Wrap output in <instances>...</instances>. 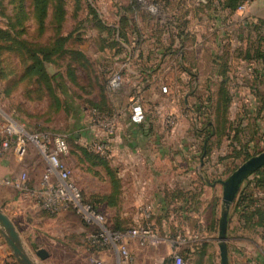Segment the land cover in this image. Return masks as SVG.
Segmentation results:
<instances>
[{
    "label": "rangeland",
    "instance_id": "rangeland-1",
    "mask_svg": "<svg viewBox=\"0 0 264 264\" xmlns=\"http://www.w3.org/2000/svg\"><path fill=\"white\" fill-rule=\"evenodd\" d=\"M161 17L152 16L135 0H0V124L15 122L32 134L64 137L70 153L63 164L72 181L115 232L128 230L133 215L128 214L130 200L120 196L112 177L129 173L117 167L111 152L95 151L97 138L88 139L98 130L92 114L111 103L108 80L131 49L147 51L145 64H158L159 50L169 45L160 35ZM249 30H255L254 21L249 20ZM256 42L263 51L264 41ZM210 58L205 55V63ZM38 59L44 75L38 73ZM253 59L225 72L221 67L216 72L205 71L206 77L215 78L216 92L226 87L231 104L227 123L217 117L216 103L212 116L207 117L210 108L198 113L202 124L212 122L217 127L207 156L209 168L200 172L208 182L199 178L192 195L181 199L172 216L179 225L166 232L169 241L179 238V252L187 264H221L218 230L224 187L220 185L216 193L211 187L264 152V72L247 69L258 68ZM202 150L198 159H202ZM46 167L38 150L30 147L24 160L6 162L3 172L5 176L26 173L31 187L38 188ZM174 169L181 175L186 168ZM107 196H114L113 204L101 201ZM34 206L31 199L0 186V208L15 223L28 251L34 256L39 249L48 252L42 264H92L84 221L74 213L52 216ZM1 245L5 250L2 241ZM172 259L173 255L169 264ZM128 261L118 259L112 264Z\"/></svg>",
    "mask_w": 264,
    "mask_h": 264
},
{
    "label": "crops",
    "instance_id": "crops-1",
    "mask_svg": "<svg viewBox=\"0 0 264 264\" xmlns=\"http://www.w3.org/2000/svg\"><path fill=\"white\" fill-rule=\"evenodd\" d=\"M233 2L169 0L161 14L165 24L162 40L169 45L160 49V60L154 65L160 68L143 62L146 59H143L144 56L148 55L145 50L135 51L134 58L130 50L125 63L116 64L115 71L122 74L124 81L118 90L110 94L111 103L102 111L119 115L111 153L112 157H116L117 167L129 174L115 175L111 180L116 182L120 196L130 200L129 207L132 209L128 214L133 216L127 229H149L154 235V239L146 245H142L136 237L127 239L125 245L130 259L124 264H169L168 259L175 247L166 237V232L177 229L179 225L172 220V216L177 214L181 196L192 195L197 181L208 182L200 172L208 170L210 160L207 157L198 159L197 154L200 149L208 148L212 137L204 140L208 131L198 116L197 97L206 87L201 95L211 97L214 104L218 100V92L214 89L215 78L206 77L205 71L216 72L225 66L231 70L236 64L245 65L247 55H264V50L256 42L264 41V0H254L245 12L239 11V7L232 8L230 4ZM249 20L254 21L253 32L249 30ZM140 54L142 63L139 64ZM205 55L211 57L206 63ZM255 63L258 68L247 69L264 72L263 59H256ZM257 82L253 87H257ZM163 86L174 90L169 89L170 93L164 94ZM138 94L142 97L146 113V122L142 125H135L130 120L132 98ZM181 98L183 103L180 104ZM205 105L210 107L207 117L212 116L215 104H211L212 107L209 103ZM169 115L177 118L173 128L165 124ZM101 135L100 130H95L93 138L89 136L88 139L100 138ZM11 160L15 157L9 152L3 160L0 178L17 176L14 173L5 176L3 172L5 163ZM178 166L186 168L181 175L174 173V168ZM195 174L199 176L195 178ZM220 185L222 181L211 187V191L216 193ZM239 193L230 214L228 229L230 264H264V227L255 225L258 218L252 220L254 224H249L237 213ZM253 200L252 209L264 210V192L254 193ZM86 230L85 234H89L98 228L88 226ZM90 256L108 264L123 260L116 250L108 247L101 251L91 249Z\"/></svg>",
    "mask_w": 264,
    "mask_h": 264
},
{
    "label": "built area",
    "instance_id": "built-area-1",
    "mask_svg": "<svg viewBox=\"0 0 264 264\" xmlns=\"http://www.w3.org/2000/svg\"><path fill=\"white\" fill-rule=\"evenodd\" d=\"M138 1L152 16H161L163 11L161 6L148 3L145 0ZM253 1L246 0L239 7V11L245 12L247 6ZM123 81L121 73L113 74L108 80L107 92L111 94L118 90ZM162 92L170 93L169 87L163 86ZM130 120L135 125H142L146 122V113L142 97L139 94L132 98ZM165 122L167 127L173 128L177 123V118L174 115H169ZM92 123L102 132L101 137L93 143L95 151L111 152L113 138L118 130L119 115L116 112H94ZM30 147H35L47 164L40 187H31L29 176L26 173L11 178H0V186L14 189L22 198L31 199L37 208L52 216L74 213L87 226L98 228L97 231L86 236L88 246L93 251H101L107 247L112 248L123 260L127 261L130 259L128 247L125 245L127 239L136 237L140 239L142 245H146L154 239V235L149 229H128L120 232L110 230L106 217L85 202L83 194L72 181L71 172L63 164V158L70 153L69 145L64 137L52 136L47 133L32 134L24 126L15 122L0 124V169L9 152H12L15 159L21 162L27 157ZM1 241L0 238V245ZM171 242L175 247L171 264H187L179 252V238ZM3 244L6 248H4L5 250L0 248V264H16L10 250L4 242ZM91 260L92 264H108L97 257H92Z\"/></svg>",
    "mask_w": 264,
    "mask_h": 264
},
{
    "label": "water",
    "instance_id": "water-1",
    "mask_svg": "<svg viewBox=\"0 0 264 264\" xmlns=\"http://www.w3.org/2000/svg\"><path fill=\"white\" fill-rule=\"evenodd\" d=\"M264 167V152L254 156L242 164L226 181L224 187L222 206L219 218L218 242L221 264H230L228 247V229L230 214L235 206L238 193L246 179ZM0 238L10 250L16 264H42L49 258L46 250L39 249L35 256L31 254L9 215L0 208Z\"/></svg>",
    "mask_w": 264,
    "mask_h": 264
},
{
    "label": "trees",
    "instance_id": "trees-1",
    "mask_svg": "<svg viewBox=\"0 0 264 264\" xmlns=\"http://www.w3.org/2000/svg\"><path fill=\"white\" fill-rule=\"evenodd\" d=\"M135 1H136V4L138 6H140L141 8L144 7L140 2H138V0H135ZM145 1H147L148 3H153V4H156V5H159L162 8L164 7L166 2H169V0H165V1L160 0V2H157L156 0H154V1L145 0ZM245 1L246 0H234V2L232 4H230V6L235 9V8L240 7ZM43 3H44V1H43ZM159 17H161V16H159ZM164 28H165V24L163 23V20H162V17H161L160 21H159V30H160L161 37H162V33L164 32ZM256 30H257V28H256ZM259 41H262V40H259ZM131 51H133V55L132 56L134 58L135 57V51H138V50L131 49ZM159 52H160V50H159ZM51 55L52 54H49L47 56L48 57L47 60L49 59V57ZM128 58H129V54H128ZM252 58L257 59V60L258 59H260V60L263 59V61H264V55L261 54V53H258L256 55V57H253L251 55H247V59H252ZM141 59H142V56L140 54L138 62L141 63L142 62ZM38 64H39V67H40V70L38 71L39 75H44L43 65H42V62L39 59H38ZM225 67H221V69L224 72L228 71ZM157 68H160V66L158 65ZM227 79L228 78H226V80H224L225 83H226ZM225 88H226L225 86L220 88V90L218 91V100L215 103H216V107H217V117H221L227 123L229 121L227 119V115H228V111L230 109L231 99H230V96H229V92H226ZM197 101L199 103V106L197 108L198 113L201 112L200 110H202L204 108H208V109L210 108L209 106L205 105V103H209L210 106H211V104L212 105L215 104V103L213 104L211 102L212 101L211 97H207L206 98L205 96H202L201 94H199V96L197 97ZM99 112L104 113L101 110ZM106 113H109V112H106ZM221 122H223V121H221ZM205 126H206L205 130L208 131V134L205 135L204 140H206L208 137H212V138L210 140V145L208 146V148L206 150H205V148H203L202 154H201V158L207 157L209 155V150L211 149V144L213 142L214 132L217 129V127L215 128L214 124H210V122L205 124ZM263 170H264V167L259 169V170H257L253 174H251L246 179V181L243 183V185L241 186L240 193H239V200H238V205H237V210L236 211H237V213H239V215L242 218H244L246 223L254 224L252 220L254 218H258V221L255 223V225L264 227V210H261V209H255L254 210V209H252L254 207L253 194L256 193V192H259L257 190H264V174L262 173ZM114 183L116 185L115 187L117 188L116 182H114ZM181 197L184 198V195H182ZM101 201H107V204L111 205V204H113L114 196L104 197ZM91 206H93V208H95L97 211H99L95 207V205L91 204Z\"/></svg>",
    "mask_w": 264,
    "mask_h": 264
}]
</instances>
